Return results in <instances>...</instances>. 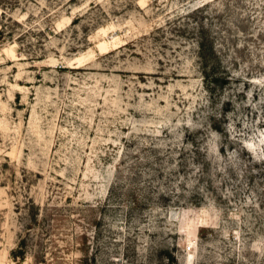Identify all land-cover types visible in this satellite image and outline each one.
I'll list each match as a JSON object with an SVG mask.
<instances>
[{"label":"rangeland","instance_id":"374dc122","mask_svg":"<svg viewBox=\"0 0 264 264\" xmlns=\"http://www.w3.org/2000/svg\"><path fill=\"white\" fill-rule=\"evenodd\" d=\"M29 201L45 264H264V0H0V264Z\"/></svg>","mask_w":264,"mask_h":264},{"label":"trees","instance_id":"16d2710c","mask_svg":"<svg viewBox=\"0 0 264 264\" xmlns=\"http://www.w3.org/2000/svg\"><path fill=\"white\" fill-rule=\"evenodd\" d=\"M200 59L204 81L210 90H216L229 83L228 70L223 68L219 61V52L210 40L199 42ZM25 223L23 232L19 234L17 247L12 250L11 257L17 264H23L29 256H32V264L47 262V253L50 251L54 260L59 258L53 250L57 248L55 237H59L62 225L61 210L48 205L43 208L29 201L25 204ZM21 212V207H18ZM59 251V250H57ZM60 252V251H59ZM84 258L79 264H95V259ZM169 261L174 262L172 256Z\"/></svg>","mask_w":264,"mask_h":264}]
</instances>
